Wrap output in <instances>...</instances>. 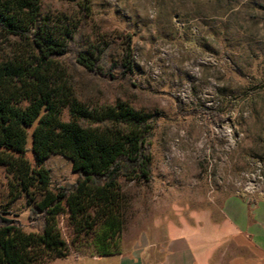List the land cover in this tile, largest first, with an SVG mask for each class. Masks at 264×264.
Returning <instances> with one entry per match:
<instances>
[{
	"label": "rangeland",
	"instance_id": "rangeland-1",
	"mask_svg": "<svg viewBox=\"0 0 264 264\" xmlns=\"http://www.w3.org/2000/svg\"><path fill=\"white\" fill-rule=\"evenodd\" d=\"M91 1L88 16L76 0H44L42 12L80 18L75 51L108 44L100 63L107 69L121 64L131 41L129 78L89 73L74 52L61 60L81 103L123 102L154 116V181H123L129 201L123 252L169 223L218 217L233 199L247 204L251 217L264 218V0ZM9 52L0 42V58ZM63 119L68 121L67 113ZM31 146L29 138L27 158L33 162ZM44 167L53 188L72 186L78 178L72 162L60 155L50 156ZM11 182L0 165V210L25 232H38L40 216ZM91 196L83 186L65 203L68 216L60 218V229L69 245L68 217ZM111 257L71 251L46 264H111Z\"/></svg>",
	"mask_w": 264,
	"mask_h": 264
},
{
	"label": "trees",
	"instance_id": "trees-1",
	"mask_svg": "<svg viewBox=\"0 0 264 264\" xmlns=\"http://www.w3.org/2000/svg\"><path fill=\"white\" fill-rule=\"evenodd\" d=\"M44 0H0V42L10 52L0 58V165L12 177L14 193L27 197L42 227L27 233L0 210V264H46L80 256L123 253L129 201L123 181H154L151 151L154 116L123 102L86 105L75 94L61 61L73 53L89 73L116 79L134 70L131 41L118 66L100 65L108 44L75 51L82 21L64 14H43ZM85 16L91 0H76ZM65 113L68 121L63 119ZM213 119L218 115L204 110ZM31 138L33 162L27 158ZM60 155L73 164L75 184L53 188L45 161ZM83 186L91 198L80 200L68 217L70 245L60 218L65 203Z\"/></svg>",
	"mask_w": 264,
	"mask_h": 264
},
{
	"label": "crops",
	"instance_id": "crops-1",
	"mask_svg": "<svg viewBox=\"0 0 264 264\" xmlns=\"http://www.w3.org/2000/svg\"><path fill=\"white\" fill-rule=\"evenodd\" d=\"M161 229L111 264H264V218L251 217L241 200H229L218 217L196 215Z\"/></svg>",
	"mask_w": 264,
	"mask_h": 264
}]
</instances>
